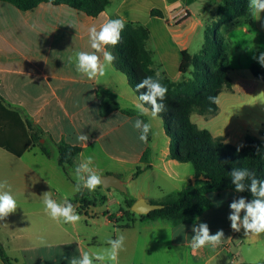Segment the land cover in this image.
I'll list each match as a JSON object with an SVG mask.
<instances>
[{
    "label": "crops",
    "instance_id": "0c3cea01",
    "mask_svg": "<svg viewBox=\"0 0 264 264\" xmlns=\"http://www.w3.org/2000/svg\"><path fill=\"white\" fill-rule=\"evenodd\" d=\"M113 1L98 17L67 5L42 3L22 11L0 1V100L30 123V133L40 137V145L50 152L47 156L40 145H35L16 156L0 147V181L6 180L11 186L18 206L0 220V244L19 264H68L66 258L79 256L81 251L102 252L108 247L106 241L116 238L119 229L125 237L119 264H236L227 255V251L233 253L231 243L238 239L259 241L263 233L246 236L243 229H231L230 203L240 197L251 201L233 191L208 192L213 206L193 223L174 225L168 219L148 220L136 214L131 217V226H126L123 211L131 210L128 200L159 202L199 184L194 172L190 173V164L169 157L172 140L162 119H153L145 106L147 114H140L137 104L142 102L125 74L113 63L103 76L91 80L76 70L75 54L95 51L90 44V27L99 28L107 20L118 18L125 24L141 23L137 18L141 0H119L112 11ZM158 10L169 24L173 18L177 21L172 5ZM189 15L191 18L190 12ZM218 19L219 15L215 22ZM222 29L239 55L245 54L250 43L257 52H264V13H251ZM149 30L146 47L152 53L156 73L175 83L189 80L180 71L182 52H189L188 46L175 50ZM233 32L240 34L239 42L232 40ZM97 54L102 60V53ZM230 58L231 54L229 63ZM239 64L232 67L230 63L232 88L219 95L217 115L196 114V119L192 115L200 128L238 148L248 135L264 140V81L257 80L251 72L253 65H262L257 59ZM103 102L116 103L120 109L102 116ZM137 118L152 125L147 143L139 140V132L133 128ZM81 133L89 137L87 142L77 141ZM63 143L82 149L67 168L59 164L58 145ZM89 156L101 180L114 175L128 188L127 193L121 192L123 197L118 199L115 192L120 191L106 189L102 183L92 192L75 191V167ZM45 192H50L57 202L69 200L80 221L73 225L52 220L44 211ZM114 205L120 206L117 212H113ZM110 215L123 216V220L113 222ZM199 223H206L210 234L223 231L224 238L217 248L205 246L193 251L192 228ZM0 264H4L1 257Z\"/></svg>",
    "mask_w": 264,
    "mask_h": 264
},
{
    "label": "trees",
    "instance_id": "16d2710c",
    "mask_svg": "<svg viewBox=\"0 0 264 264\" xmlns=\"http://www.w3.org/2000/svg\"><path fill=\"white\" fill-rule=\"evenodd\" d=\"M11 3L22 11L37 8L42 3L67 5L90 17H98L106 11L110 0H0ZM219 19L212 29H208L207 40L199 54L192 55L187 50L182 52L180 71L183 75L191 74L187 81L175 83L165 76H157L153 69V56L147 49L150 30L139 22H129L121 33L119 43L107 46L114 56L115 68L126 75L130 86L138 95L146 89L136 88L145 77L159 79L167 88L163 101L165 109L158 114L163 121L167 134L172 140L169 157L181 163L191 164L198 186L187 188L164 198L158 203L163 209L151 212L142 219H168L174 225L193 223L202 212L213 206L208 192L233 191L249 199L254 197L250 191L236 192L231 182L230 172L234 168H246L264 180V140L248 135L245 144L238 148L225 142L223 137H214L208 129L200 128L192 120L193 114L215 116L219 111L218 97L224 89L232 88L230 78V44L221 33L222 27L251 15L249 0H220ZM152 16L163 18L158 9L151 11ZM190 16V15H189ZM251 72L257 80L264 81V66L253 65ZM215 97L216 103L208 97ZM151 110V105L145 104ZM120 108L116 103H101L100 114L107 116ZM31 125L15 111L9 109L0 100V147L8 152L22 156L35 145H40V137L30 133ZM42 152L50 156L44 145ZM59 164L67 168L82 149L68 144L58 145ZM140 169L135 176L139 175ZM246 185L250 181L245 180ZM134 200H128L131 209ZM126 226H131V217L136 216L131 210L123 211ZM113 222H121L123 216L110 215ZM0 257L4 264H19L10 258L0 244Z\"/></svg>",
    "mask_w": 264,
    "mask_h": 264
},
{
    "label": "clouds",
    "instance_id": "9594fccd",
    "mask_svg": "<svg viewBox=\"0 0 264 264\" xmlns=\"http://www.w3.org/2000/svg\"><path fill=\"white\" fill-rule=\"evenodd\" d=\"M248 7L253 15L259 16L264 13V0H249ZM124 27L125 21L119 18L109 19L99 28L96 26L90 27L88 30L90 44L95 51L91 53L77 52L75 54L76 70L90 80L97 76H103L106 67L115 60V56L106 48L107 46L115 47L119 43ZM97 53H102V60ZM254 58L264 66V52ZM136 88L138 91L139 89H146L138 97L139 101L142 102L137 104V109L141 115L148 112V109L144 107L145 104L151 105V117L153 119L164 111L163 101L168 90L160 83L159 79L147 76L136 85ZM208 99L210 102L216 103L215 97L210 96ZM133 128L139 132V140L147 143L148 135L152 130L151 123H146L137 118L133 123ZM88 139L89 137L82 133L77 136L78 142H87ZM91 165L92 157L89 156L75 167L76 192H81L84 189L89 192L95 191L102 183L100 175L93 170ZM230 176L236 192L250 191L254 197L251 201L240 197L230 203L229 208L231 211L228 219L231 222V229L235 232L243 229L246 236H256L264 233V180L258 179L254 171L246 168H234L231 170ZM245 180L250 181V183L246 185ZM42 203L45 213L54 221L74 225L81 219L75 206L69 200L64 199L63 202H57L52 198L50 192L43 194ZM17 207V201L12 194L11 186L6 180L0 181V220L15 212ZM242 212L244 213L243 216H241ZM192 231L194 235L191 237V247L194 252L205 246L215 249L224 238L222 230L210 234L209 226L206 223L194 225ZM116 232V238H109L106 241L108 247L102 252L81 251L79 256L66 258L68 264H106V261L119 264L118 258L120 252L124 249L125 237L119 233V229Z\"/></svg>",
    "mask_w": 264,
    "mask_h": 264
},
{
    "label": "rangeland",
    "instance_id": "374dc122",
    "mask_svg": "<svg viewBox=\"0 0 264 264\" xmlns=\"http://www.w3.org/2000/svg\"><path fill=\"white\" fill-rule=\"evenodd\" d=\"M119 0H114L111 10L114 11L118 6ZM168 4L172 5V11L177 12L175 18L177 21H172L169 24L167 20H163L157 16H152L153 8H163ZM221 5L220 0H141L138 20L151 29L155 36H159L170 44V47L176 50L177 47H182L184 44L190 49V54H199L207 40V30L214 27L215 20L218 16V7ZM189 10L191 18L183 19L182 11ZM188 21V22H187ZM183 23V25H179ZM228 29V28H225ZM221 30L224 35L226 30ZM233 41L239 42L241 36L233 32L231 35ZM175 41V43L172 42ZM260 43V41H258ZM236 45L230 46V63L232 67H238L240 62L254 61V57H258L261 52L251 48L246 50L245 54L239 55ZM187 78H191V74H187ZM197 115L194 114L196 119ZM194 172L193 166L190 164V173ZM126 187V186H125ZM127 188V187H126ZM128 189V188H127ZM119 199L123 197L121 192H115ZM119 205L113 206V212L119 210ZM231 253L227 251L230 261H235L236 264H264V233L259 241L253 239L236 240L231 243Z\"/></svg>",
    "mask_w": 264,
    "mask_h": 264
},
{
    "label": "water",
    "instance_id": "95a60500",
    "mask_svg": "<svg viewBox=\"0 0 264 264\" xmlns=\"http://www.w3.org/2000/svg\"><path fill=\"white\" fill-rule=\"evenodd\" d=\"M102 185L106 189L114 188L120 192L127 193L128 189L125 187V185L121 182V180L114 176V175H106L102 178ZM164 206L158 203L150 202L146 199H139L137 200L133 206L131 207V210L133 213L139 215V216H147L151 212H154L156 210L163 209Z\"/></svg>",
    "mask_w": 264,
    "mask_h": 264
},
{
    "label": "built area",
    "instance_id": "2783aa9c",
    "mask_svg": "<svg viewBox=\"0 0 264 264\" xmlns=\"http://www.w3.org/2000/svg\"><path fill=\"white\" fill-rule=\"evenodd\" d=\"M182 15H183V17H182L183 19L188 18L189 17V12L187 10H183L182 11ZM181 20H179L178 22H181Z\"/></svg>",
    "mask_w": 264,
    "mask_h": 264
}]
</instances>
